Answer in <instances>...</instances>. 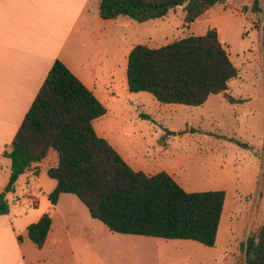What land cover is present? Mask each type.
<instances>
[{
    "label": "rangeland",
    "instance_id": "rangeland-1",
    "mask_svg": "<svg viewBox=\"0 0 264 264\" xmlns=\"http://www.w3.org/2000/svg\"><path fill=\"white\" fill-rule=\"evenodd\" d=\"M254 3L226 0L189 26L184 7L144 24L125 17L132 27L124 48L158 49L216 29L239 74L226 95L187 107L130 93L120 69L104 104L107 114L95 122L98 135L134 170L166 172L189 193L226 192L216 246L113 233L76 196L64 195L53 207L49 195L57 182L44 174L31 194L21 176L16 195L8 197L13 213L31 225L45 213L53 218L49 244L42 250L31 244L28 255L47 264H246L244 246L264 225V0L260 12ZM228 96L243 103L231 104Z\"/></svg>",
    "mask_w": 264,
    "mask_h": 264
},
{
    "label": "trees",
    "instance_id": "trees-1",
    "mask_svg": "<svg viewBox=\"0 0 264 264\" xmlns=\"http://www.w3.org/2000/svg\"><path fill=\"white\" fill-rule=\"evenodd\" d=\"M225 1L103 0L100 14L106 21L128 17L143 24L165 19L175 7H184L189 26ZM253 10L261 11L259 0ZM238 74L219 33L212 29L158 49L135 46L128 59V91L149 93L162 105L201 107L212 96L226 95ZM228 102L243 103L231 96ZM106 114V106L95 94L56 61L11 149L4 153L12 162V173L6 192L0 194V215L10 213L7 196L16 192L20 177L40 176L39 165L55 152L58 162L47 171L57 182L49 195L53 207L62 195H73L113 233L215 247L226 192L189 193L166 172L148 175L134 170L98 135L95 122ZM52 227L53 218L45 213L28 227V238L42 250ZM18 239L24 241L22 236ZM244 247L246 264H264V225Z\"/></svg>",
    "mask_w": 264,
    "mask_h": 264
},
{
    "label": "crops",
    "instance_id": "crops-1",
    "mask_svg": "<svg viewBox=\"0 0 264 264\" xmlns=\"http://www.w3.org/2000/svg\"><path fill=\"white\" fill-rule=\"evenodd\" d=\"M102 1L0 0V194L6 192L12 173V162L4 153L11 149L56 61L63 62L103 104L113 95L118 70L127 73L134 47L122 46L128 41L126 31L132 22L123 20L125 17L102 19ZM50 158L57 164V154L50 152L39 165L40 176H48ZM23 176L28 178L31 194L40 176ZM11 194L16 192L7 198ZM23 219L12 209L0 215V264H47L28 255L33 244L28 238L31 222ZM49 242L50 235L45 247Z\"/></svg>",
    "mask_w": 264,
    "mask_h": 264
},
{
    "label": "water",
    "instance_id": "water-1",
    "mask_svg": "<svg viewBox=\"0 0 264 264\" xmlns=\"http://www.w3.org/2000/svg\"><path fill=\"white\" fill-rule=\"evenodd\" d=\"M176 6V5H175Z\"/></svg>",
    "mask_w": 264,
    "mask_h": 264
}]
</instances>
